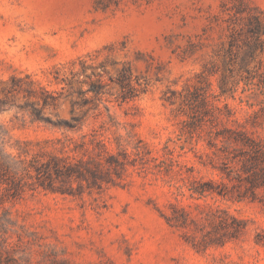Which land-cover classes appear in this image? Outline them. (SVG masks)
Masks as SVG:
<instances>
[{"label":"rangeland","instance_id":"374dc122","mask_svg":"<svg viewBox=\"0 0 264 264\" xmlns=\"http://www.w3.org/2000/svg\"><path fill=\"white\" fill-rule=\"evenodd\" d=\"M237 1L0 0V151L16 155V141L62 133L17 106L25 100L18 84L33 80L59 95L57 107L43 112L68 118L77 89L100 75L102 89L74 107L88 115L83 131L101 128L112 149L145 145L157 158L79 196L28 187L12 195L0 184V264H264V245L255 242L264 210L255 202L191 196V181L217 175L201 162L204 139L178 136L186 118L178 93L203 66L225 68L223 9ZM245 1L264 9V0ZM69 68H85L89 77L62 90L55 76ZM126 69L135 95L121 100L118 78ZM257 130L264 133V123ZM208 204L246 219L244 230L230 238L215 229Z\"/></svg>","mask_w":264,"mask_h":264},{"label":"trees","instance_id":"16d2710c","mask_svg":"<svg viewBox=\"0 0 264 264\" xmlns=\"http://www.w3.org/2000/svg\"><path fill=\"white\" fill-rule=\"evenodd\" d=\"M223 11L222 26L227 31V45L222 54L225 68L214 64L203 66L195 81L178 93V109L186 115L178 136L189 140L202 137L207 151L201 162L217 175L191 181L188 190L196 198L210 196L233 203L255 202L264 210V133L257 130L264 123V9L238 0ZM85 71V68H69L55 79L65 83L62 90L66 86L73 89L84 77H89ZM215 75L216 88L211 79ZM130 77L131 72L126 69L118 78L121 100L135 95V89L129 92ZM16 80L12 77V81ZM102 87L99 75L86 89H77L80 98H71L70 117L53 119L43 110L56 108L59 95L33 80H28L25 86L18 84V91H25V100L17 106L29 111L33 120L49 123L62 133L36 142L16 141V155L0 151V184L13 189L12 195H19L28 187L79 196L122 181L130 167L149 168L150 161L157 158L149 156L145 145H136L129 152L117 144L114 150L101 128L83 131L88 115L85 110L75 112L74 107L88 103L86 93H97ZM228 99L238 100L241 106H231ZM237 111L242 112L241 119L236 116ZM154 166L160 167V162ZM207 206L215 229L230 231V238L244 230L246 219L230 213L228 208ZM219 241L223 244L226 240ZM255 242L264 245V230L256 234Z\"/></svg>","mask_w":264,"mask_h":264}]
</instances>
